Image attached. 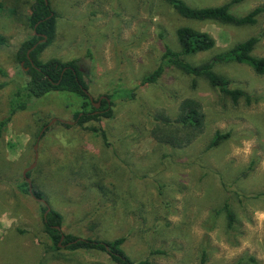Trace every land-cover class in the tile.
I'll return each mask as SVG.
<instances>
[{"label": "rangeland", "instance_id": "374dc122", "mask_svg": "<svg viewBox=\"0 0 264 264\" xmlns=\"http://www.w3.org/2000/svg\"><path fill=\"white\" fill-rule=\"evenodd\" d=\"M31 1L0 0V83H6L0 121L9 116L14 86L26 79L15 51L32 33ZM49 1L57 13L56 36L39 58H79L91 100L112 95V114L80 126L74 115L83 110V99L51 91L31 99L1 128L0 264H115L101 250L54 247L41 203L23 191V171L33 162L27 171L32 187L62 214L63 233L123 236L134 264H264V74L246 64H215L251 98L236 103L203 78L192 88L189 75L166 63L155 82L142 81L161 63L165 46L179 49V26L215 40L212 49L188 56L192 63L261 33L264 0L232 4L236 15L263 8L257 22L245 26L187 19L161 0ZM183 1L206 7L231 0ZM253 53L264 56V37ZM125 88L131 98L119 96ZM185 97L201 103L204 131L182 149L158 144L149 134L152 115H174ZM215 131L229 135L209 147ZM223 203L236 215L232 229Z\"/></svg>", "mask_w": 264, "mask_h": 264}, {"label": "trees", "instance_id": "16d2710c", "mask_svg": "<svg viewBox=\"0 0 264 264\" xmlns=\"http://www.w3.org/2000/svg\"><path fill=\"white\" fill-rule=\"evenodd\" d=\"M169 4L181 17L196 21H213L221 24H231L235 26L253 25L257 22L258 15L263 8L257 6L243 15H236L231 11V6L240 0H231L215 6L192 7L183 0H161ZM57 13L49 0H32L30 3V13L28 23L32 29L31 36L23 40L15 51V60L20 64L26 75L22 84L14 86L10 94L9 116L0 121L1 128L6 125L11 116L18 110L28 107L31 99H39L51 91L68 92L83 99V110L78 111L74 117L78 125H83L90 120H97L98 116L110 117L112 110L110 105L114 98L107 96V100L100 101L97 110L95 103L89 98L88 83L85 79V71L79 58L63 60L52 57L41 60L39 54L50 45L56 36ZM176 37L179 49L174 50L165 46L161 63L148 75L143 78V82H155L163 72V64L174 66L182 73L189 75L192 79L191 87L196 86L197 78L205 79L208 84L217 89L220 93L230 97L236 103L240 97L250 101V97L241 89L233 88L230 80L221 73L214 70L216 63L236 62L246 64L257 74H264V56H256L253 51L257 43L264 37V31L257 35H251L246 39L236 42L224 50L214 54L210 60L200 63H192L187 57L200 52L208 51L215 47V40L211 34L190 26H179L176 29ZM45 38V39H44ZM0 43H5L0 35ZM6 85L0 83V88ZM121 98H131L133 91L122 89L119 95ZM98 111V112H96ZM153 125L149 131L150 136L161 145L182 149L193 143L205 128V112L201 103L193 97L181 99L176 107L174 115L160 110L152 115ZM69 127V124H65ZM91 130L96 128L91 127ZM103 137L105 134L101 131ZM228 133L215 131L208 146H218L228 137ZM30 176V173H26ZM24 192H28V184L24 181ZM33 188V187H32ZM36 197L42 194L33 188ZM42 221L45 233L49 236L54 247L59 249L58 242L61 235L64 238L61 246L69 250H101L106 252L115 264H134L131 258L125 253L122 245L125 241L123 236L111 240H101L91 237H80L71 233H63L62 214L50 207L44 216L46 205L40 202ZM221 210L225 214L226 227L232 229L236 221V215L228 203H223ZM204 257V254L202 255ZM251 260L254 258L250 257ZM203 261V260H202ZM145 262V261H144ZM236 264H240L238 261Z\"/></svg>", "mask_w": 264, "mask_h": 264}, {"label": "water", "instance_id": "95a60500", "mask_svg": "<svg viewBox=\"0 0 264 264\" xmlns=\"http://www.w3.org/2000/svg\"><path fill=\"white\" fill-rule=\"evenodd\" d=\"M46 1H47V0H46ZM44 39H45V38H44ZM101 97H105V98H106V96H101ZM89 98H90V96H89ZM90 99H91V98H90ZM106 100H107V102L109 103V99L106 98ZM100 101H101V99L98 100V102L95 104V107H98V106H99ZM66 123L71 124L72 122H70V121H66ZM35 158H36V156H35ZM34 165H35V162H33L28 168H26V169L23 171V176L25 177V180H26V182H27V184H28V192H29V194L32 196V198L35 199L36 201L42 202L43 204L46 205V210H45V212H44V216H46V213L50 210V206L47 204V202H46L42 197H36V196L33 194V188H32V184H31V180H30V178L26 175L27 171H29ZM63 238H64V236L61 235L60 240H59V242H58V245H59V246H61V241H62Z\"/></svg>", "mask_w": 264, "mask_h": 264}, {"label": "flooded vegetation", "instance_id": "af4514ba", "mask_svg": "<svg viewBox=\"0 0 264 264\" xmlns=\"http://www.w3.org/2000/svg\"><path fill=\"white\" fill-rule=\"evenodd\" d=\"M101 96H106V98H107V95H101ZM101 96L99 97V99H101V100H102V99H105V100H106L105 97H101ZM90 100H91V99H90Z\"/></svg>", "mask_w": 264, "mask_h": 264}]
</instances>
